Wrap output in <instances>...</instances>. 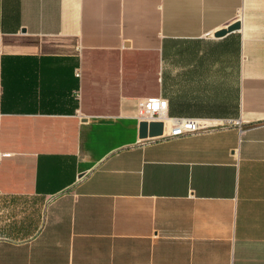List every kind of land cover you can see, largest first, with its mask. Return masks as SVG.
Listing matches in <instances>:
<instances>
[{
  "label": "crops",
  "instance_id": "obj_1",
  "mask_svg": "<svg viewBox=\"0 0 264 264\" xmlns=\"http://www.w3.org/2000/svg\"><path fill=\"white\" fill-rule=\"evenodd\" d=\"M0 264H264V0H0Z\"/></svg>",
  "mask_w": 264,
  "mask_h": 264
},
{
  "label": "built area",
  "instance_id": "obj_2",
  "mask_svg": "<svg viewBox=\"0 0 264 264\" xmlns=\"http://www.w3.org/2000/svg\"><path fill=\"white\" fill-rule=\"evenodd\" d=\"M78 75L77 72L76 76ZM136 116L141 121L162 122V133L153 137L155 139L179 138L238 125V122L232 119L171 118L168 116V102L162 97H149L139 100Z\"/></svg>",
  "mask_w": 264,
  "mask_h": 264
},
{
  "label": "water",
  "instance_id": "obj_3",
  "mask_svg": "<svg viewBox=\"0 0 264 264\" xmlns=\"http://www.w3.org/2000/svg\"><path fill=\"white\" fill-rule=\"evenodd\" d=\"M240 25L238 23L230 26L227 30H221L217 32L215 37H222L226 33L239 29ZM163 124L160 121H145L142 120L139 123V137L140 138H153L162 133Z\"/></svg>",
  "mask_w": 264,
  "mask_h": 264
}]
</instances>
